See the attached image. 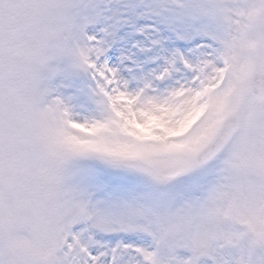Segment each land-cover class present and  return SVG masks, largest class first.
<instances>
[{"label":"snow or ice","instance_id":"1","mask_svg":"<svg viewBox=\"0 0 264 264\" xmlns=\"http://www.w3.org/2000/svg\"><path fill=\"white\" fill-rule=\"evenodd\" d=\"M0 264H264V0H0Z\"/></svg>","mask_w":264,"mask_h":264}]
</instances>
